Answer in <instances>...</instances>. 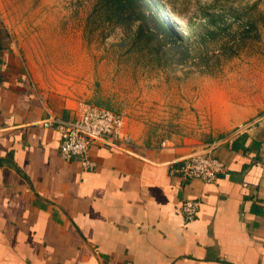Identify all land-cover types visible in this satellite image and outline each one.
<instances>
[{"label":"crops","instance_id":"1","mask_svg":"<svg viewBox=\"0 0 264 264\" xmlns=\"http://www.w3.org/2000/svg\"><path fill=\"white\" fill-rule=\"evenodd\" d=\"M74 103L39 94L0 25V264H264V117L197 146L132 139L91 144L84 170L59 155L47 120ZM192 151L221 161L215 180L171 168ZM197 200L192 221L178 212Z\"/></svg>","mask_w":264,"mask_h":264},{"label":"rangeland","instance_id":"2","mask_svg":"<svg viewBox=\"0 0 264 264\" xmlns=\"http://www.w3.org/2000/svg\"><path fill=\"white\" fill-rule=\"evenodd\" d=\"M0 0V25L39 94L123 118L133 139L197 146L264 117V0ZM155 12V13H154Z\"/></svg>","mask_w":264,"mask_h":264},{"label":"built area","instance_id":"3","mask_svg":"<svg viewBox=\"0 0 264 264\" xmlns=\"http://www.w3.org/2000/svg\"><path fill=\"white\" fill-rule=\"evenodd\" d=\"M43 126L54 127L59 131L60 158L67 161L76 159L84 170L94 167L87 156L89 145L99 143L122 148L130 144L123 118L93 105H83L74 121L47 120ZM171 170L183 181L196 179L210 183L224 170V164L204 151H192L183 156ZM198 207L199 201L188 200L180 204L178 212L188 222L195 218Z\"/></svg>","mask_w":264,"mask_h":264},{"label":"trees","instance_id":"4","mask_svg":"<svg viewBox=\"0 0 264 264\" xmlns=\"http://www.w3.org/2000/svg\"><path fill=\"white\" fill-rule=\"evenodd\" d=\"M107 5L112 6L111 16L114 17H123V20L131 18V15H135L136 20L140 21L138 26V34L142 35V25H145L154 19L155 24L157 25V30L163 32L164 34L169 33L172 35V26L167 22L160 19L158 13L147 14V8L150 9L147 0H104Z\"/></svg>","mask_w":264,"mask_h":264}]
</instances>
